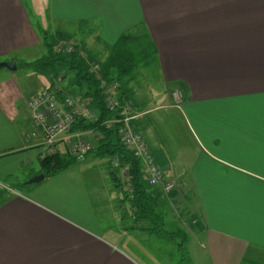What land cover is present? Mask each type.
<instances>
[{"label": "crops", "instance_id": "obj_1", "mask_svg": "<svg viewBox=\"0 0 264 264\" xmlns=\"http://www.w3.org/2000/svg\"><path fill=\"white\" fill-rule=\"evenodd\" d=\"M73 27L103 48L149 32L171 111L149 119L166 109H146L135 96L132 123L176 186L170 195L151 187L158 211L188 237L193 264H264V221L258 227L255 219L247 237L211 226L209 214L219 210L206 187L264 186V113L238 108L264 99V0H0V62L17 67L0 69V182L40 163L44 138L33 135L28 99L49 80L30 65L45 56L43 35ZM172 117L182 128L168 127L163 147L159 123ZM57 148L68 152L64 142ZM87 158L37 184L0 190V264H183L175 243L135 226L109 167Z\"/></svg>", "mask_w": 264, "mask_h": 264}, {"label": "trees", "instance_id": "obj_2", "mask_svg": "<svg viewBox=\"0 0 264 264\" xmlns=\"http://www.w3.org/2000/svg\"><path fill=\"white\" fill-rule=\"evenodd\" d=\"M43 39L45 56L35 61L30 66L47 79L58 78L61 69L75 74L77 86L85 92L83 98L91 100V107L95 111L92 120H80L72 127L73 132H94L99 135L96 146L90 152L77 158L66 155L49 156L40 160L41 173L45 177L56 175L75 166L81 159L93 157L95 159H108L110 177L118 189L125 188L123 177L119 176L121 168L126 169L128 180L123 201H129L133 208L135 226L142 231L158 238L168 239L177 246L178 255L183 264H193L189 254L188 237L179 231L168 229L165 217L158 211L154 201V194L143 174L138 159L128 152L118 137V128L106 129L103 122L113 118V113L107 108L101 83L107 85L118 82L119 99L123 104L131 103L136 95L134 84L142 68L149 69L157 62L156 45L145 29L125 33L112 45L105 46L108 55L104 61L99 62L101 71L93 72L94 57L84 53L79 46L72 47L71 52L64 50L68 39L64 33L50 36L46 33ZM119 162V170H115L114 161Z\"/></svg>", "mask_w": 264, "mask_h": 264}, {"label": "rangeland", "instance_id": "obj_3", "mask_svg": "<svg viewBox=\"0 0 264 264\" xmlns=\"http://www.w3.org/2000/svg\"><path fill=\"white\" fill-rule=\"evenodd\" d=\"M64 35H66L68 39L67 44H64L63 46L64 50L66 48L67 51V48L69 46L71 47L79 46L80 49L84 51V53L86 54L88 53L90 56L92 55L94 57L93 63L91 64L93 68L96 66L100 67L98 63L106 59L108 52L106 51L105 47L103 48L100 47L99 45H96L95 42L91 40V37L89 38V36H87L85 31L82 32L77 27H73V30L70 33ZM24 69L25 68L23 64H18L17 75L23 76ZM59 76H63L64 78L61 87L62 95L66 92L67 93L69 92L73 96L83 97L81 94H83L85 90L84 89L81 90L77 86L75 74L68 72V70L61 69L58 74V77ZM136 79H137L136 83L134 84L136 101L138 100L139 103L141 102L142 105H145L146 109L149 108L153 109L157 105H162L166 109V110L162 109L159 111H155L150 115H148V118L153 119L154 116H160V114H162L161 115L162 117L167 118L168 114L171 111V109H169L168 107L171 104L169 105V102L165 100L168 91L165 89V86L162 85L163 83H161V76L158 70L157 62L153 63L152 67H150L149 69L141 68ZM22 80H24L23 77ZM55 80L56 78H54L52 82L54 83ZM131 103L133 105L134 100ZM246 105L244 103L243 105L239 104L238 108H241L243 113H250L251 111H260L264 113V99L248 102ZM179 122L180 121L178 119L172 117L170 118L169 124L168 121L159 123L160 127L158 131L160 133V138L163 141L162 144L163 147L166 142L165 141L166 129L168 127H170V129L172 130L182 128L181 123ZM84 137L87 139V141L91 143L93 148L96 146V142L99 139V135L94 132H86L84 134ZM147 141L150 144V139L148 136H147ZM186 144L191 145V142L188 141V143ZM91 159L97 160L101 165L104 166V168H108L110 166L108 159H95L93 157H89L87 158V163L91 162ZM39 170H40V163L39 161L34 160V164L23 167L22 169H19L16 172H14L12 176H9L8 178H4L3 180H1L0 190L3 189L5 193L6 192L8 193L9 191L14 190L16 188L18 189L23 188V185H25V183L27 184L33 178V177L30 178V175H33ZM122 172L123 170L118 171L120 177H122ZM122 182L124 183L126 189V179L123 178ZM206 187L210 188V192L211 190L215 192L214 200L210 205L212 207H215V211L217 209L216 206L218 207L217 210H219L216 211V214H214L213 213L214 211L211 213V207L210 206L208 207V211L211 213L209 214L210 216L209 224L211 226L219 227V228L222 227L224 230L230 232H237V234L239 235L241 234L247 237L251 234V232L253 233V231H250L249 227L251 226V224H254L255 219L256 221L261 222L258 227L262 225V220L264 221V219L261 218V217L264 218V186H251V188H249L250 186H247L248 189H246L244 186L243 187L237 186L236 188L234 186L233 188V186L206 185ZM166 195H170V194H166ZM218 198H220V200L216 201ZM177 205L180 207L178 208L180 212H182L185 209V205L181 204V202L176 203V206ZM160 209H159L160 212L165 213V209L163 208ZM167 221H168L167 222L168 229L175 231L177 228L173 226L175 225V223L172 220H169L168 218ZM254 228H256V226ZM261 233L262 232L257 234L255 233L254 236L259 235ZM262 237H264V234H262Z\"/></svg>", "mask_w": 264, "mask_h": 264}, {"label": "built area", "instance_id": "obj_4", "mask_svg": "<svg viewBox=\"0 0 264 264\" xmlns=\"http://www.w3.org/2000/svg\"><path fill=\"white\" fill-rule=\"evenodd\" d=\"M71 51L72 47L69 46L67 52ZM93 72L99 73L100 67H94ZM63 80V76H59L54 83L49 80L48 88L33 93L28 100V108L35 129L33 135L41 133L44 138L40 160L59 153L57 148L59 142L65 143L68 155L77 158L86 156L93 149L91 143L84 137L85 133L72 131V127L80 120L95 118V111L91 109V100L73 96L69 92L62 95ZM119 88L118 82H112L109 85L105 81L101 83L106 106L114 115L113 118L104 121L102 126L106 129L118 128V137L122 145L139 160L148 185L153 188L160 187L165 194H169L175 189V184L157 165L144 136L133 125L132 121L135 119L133 105L132 103L123 104L120 101ZM174 96L181 101L180 93H175ZM119 167V162L115 159V170L118 171ZM120 170H123L122 177L128 180L127 170L123 168Z\"/></svg>", "mask_w": 264, "mask_h": 264}, {"label": "water", "instance_id": "obj_5", "mask_svg": "<svg viewBox=\"0 0 264 264\" xmlns=\"http://www.w3.org/2000/svg\"><path fill=\"white\" fill-rule=\"evenodd\" d=\"M0 69H7L9 71H16L17 67L13 63L9 62H0ZM45 179V175H39L36 177H33L27 184L32 185V184H37Z\"/></svg>", "mask_w": 264, "mask_h": 264}]
</instances>
